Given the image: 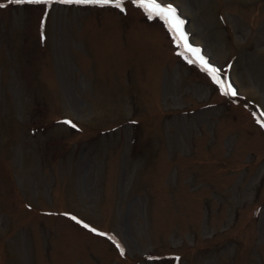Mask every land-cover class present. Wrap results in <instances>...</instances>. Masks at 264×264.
Masks as SVG:
<instances>
[{
	"label": "rangeland",
	"instance_id": "374dc122",
	"mask_svg": "<svg viewBox=\"0 0 264 264\" xmlns=\"http://www.w3.org/2000/svg\"><path fill=\"white\" fill-rule=\"evenodd\" d=\"M161 1L223 88L134 0H0V264H264V0Z\"/></svg>",
	"mask_w": 264,
	"mask_h": 264
},
{
	"label": "snow or ice",
	"instance_id": "6c2138e0",
	"mask_svg": "<svg viewBox=\"0 0 264 264\" xmlns=\"http://www.w3.org/2000/svg\"><path fill=\"white\" fill-rule=\"evenodd\" d=\"M9 3L13 4H33V5H48L51 3H60L64 5L78 4V5H95L99 7L112 6L121 12L124 11L125 0H8ZM137 7L143 8L151 18L152 16L164 19L171 30L176 33V38L180 41L179 47L184 49V52L189 54L191 57L189 63L194 60L199 62L203 69L211 75L213 82L217 83L221 88L224 87L223 82L219 76V70L211 67L207 60L201 55V49L195 48L188 43V37L184 31L185 21L178 15L177 10L172 5H163L159 3V0H134ZM5 7L4 4H0V8ZM224 94H230L236 96L237 93L231 88V85L227 86V90ZM65 123H70L66 121ZM75 127V125H72ZM261 127H264V123H261ZM75 219V217H73ZM77 223H80L77 221ZM85 228L88 225H84ZM95 231V229H90ZM104 235L103 233H99ZM119 248L120 245L117 244ZM121 255L124 254V250L121 248Z\"/></svg>",
	"mask_w": 264,
	"mask_h": 264
}]
</instances>
